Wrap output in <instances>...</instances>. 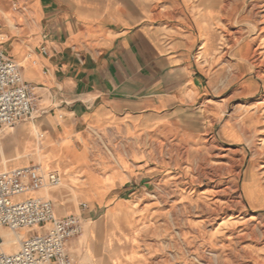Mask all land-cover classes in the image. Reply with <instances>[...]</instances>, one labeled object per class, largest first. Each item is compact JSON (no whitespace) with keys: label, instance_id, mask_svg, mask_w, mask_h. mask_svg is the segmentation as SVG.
Here are the masks:
<instances>
[{"label":"crops","instance_id":"0c3cea01","mask_svg":"<svg viewBox=\"0 0 264 264\" xmlns=\"http://www.w3.org/2000/svg\"><path fill=\"white\" fill-rule=\"evenodd\" d=\"M233 1L231 78L239 81L245 46L247 64L264 67V0H9L29 16L22 37L12 36L0 0V42L35 87L40 109L21 132L2 133L18 143L3 155L5 168L38 166L60 176L48 196L25 198H47L57 218H79L81 233L67 243L74 264H181L180 223H210L228 210L226 202L197 206L195 199L226 192L229 163L243 161L242 151L228 148L242 142L238 116L212 135L211 106L199 104L207 92L202 57L211 48L210 27ZM196 157L198 182L188 162ZM181 208L187 215L180 219Z\"/></svg>","mask_w":264,"mask_h":264},{"label":"rangeland","instance_id":"374dc122","mask_svg":"<svg viewBox=\"0 0 264 264\" xmlns=\"http://www.w3.org/2000/svg\"><path fill=\"white\" fill-rule=\"evenodd\" d=\"M8 1L5 0L8 8L3 17L12 28V36L22 37L28 33L19 28L29 20V16L25 12L14 11V4L11 5ZM246 2L251 3L247 0ZM235 18L236 9L233 1L227 10L224 9V13L217 16L211 24V48L202 57L207 77V92L199 104L207 103L211 106V112L206 114L212 117V135H217L220 126L224 124L235 125L238 116L243 124L242 142L229 145L228 148L242 151L243 161L229 163L226 192H207L206 195L209 197L203 200L195 199L197 206L211 205L210 207H213L214 203L220 205L219 201L226 202L228 206L226 212L222 213L216 221L211 219L213 222L206 224H200L198 221L191 224L180 223L178 249L181 264H264V67L261 64H247L251 51L245 46L242 56L240 55L245 61L244 78L239 81L231 78L235 68V48L231 47L230 35L233 34L234 37ZM251 21V18L247 16L243 18L245 26L250 25ZM220 39H222V46ZM227 44L228 47H226ZM0 48L8 50L5 44H0ZM226 51H228L227 54H225ZM28 126V124L20 123L14 127L0 129V158L2 157L0 173L7 172L5 167L10 162L9 159L3 158V155L9 156L18 144L16 136L2 139V133L9 131L10 137L12 131L21 132ZM195 139V151L203 150L204 146L199 144V137ZM188 162L190 167H193L190 175H195L196 182H198L199 165L202 161L196 157ZM43 168L47 169L46 166ZM60 186L61 183L58 187L52 188L50 192L57 190ZM198 186L201 190L209 188L208 185L201 183H198ZM214 187L215 185L212 184L211 188ZM194 195L198 196L199 193L196 192ZM245 195L252 202L259 203L258 207L251 208ZM225 204L222 203V205ZM186 210L181 208L180 219L183 218V214L187 215ZM198 210L197 213H199ZM212 213L214 215V212ZM215 214L216 217L219 213L215 212ZM251 216H255L253 220H250ZM29 231H24L20 235L3 229L0 236L4 234L12 238L18 236L21 239ZM168 234L170 231L165 232V236ZM176 243L174 235V245ZM16 249L17 244L11 252Z\"/></svg>","mask_w":264,"mask_h":264},{"label":"built area","instance_id":"2783aa9c","mask_svg":"<svg viewBox=\"0 0 264 264\" xmlns=\"http://www.w3.org/2000/svg\"><path fill=\"white\" fill-rule=\"evenodd\" d=\"M14 10H18L17 5ZM42 52L46 54L45 48ZM35 90L24 82L21 66L0 48V129L38 117ZM60 182L57 173H44L38 166L0 174V230H40L21 240L13 253L4 251L0 236V264H74L67 253V243L81 233L79 218H57L51 200L25 198L27 194L58 187Z\"/></svg>","mask_w":264,"mask_h":264},{"label":"bare ground","instance_id":"6f19581e","mask_svg":"<svg viewBox=\"0 0 264 264\" xmlns=\"http://www.w3.org/2000/svg\"><path fill=\"white\" fill-rule=\"evenodd\" d=\"M4 158V157H3ZM8 159V158H7ZM4 163H5V161H4ZM41 169V168H40ZM61 183V182H60ZM52 189V188H51ZM51 189H44V190H41V191H46L47 192V194L50 192V190ZM40 191V192H41ZM235 203V202H234ZM213 215V214H212ZM216 215V214H215ZM215 219V217H212V220H214ZM254 219V217H252V218H250V220H253ZM211 220V221H212ZM22 230H26V229H22ZM21 231V230H20ZM28 231V230H27ZM18 233V232H17ZM2 238H4V246H5V249L8 251V252H6V253H9V252H11L12 250H14L15 249V245L16 244H18V242H19V237L18 236H16V238H12L11 236H9V235H4L3 234V236H1Z\"/></svg>","mask_w":264,"mask_h":264}]
</instances>
